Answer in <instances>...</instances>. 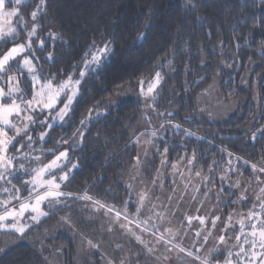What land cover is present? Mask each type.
<instances>
[{
	"label": "snow or ice",
	"instance_id": "obj_1",
	"mask_svg": "<svg viewBox=\"0 0 264 264\" xmlns=\"http://www.w3.org/2000/svg\"><path fill=\"white\" fill-rule=\"evenodd\" d=\"M51 4L52 0H0V233L23 238L66 208L69 212L60 222L72 227L71 205L79 202L84 210L100 214L105 232L120 233L129 245H134L117 244L108 251L101 240L82 237L81 245H87L88 255L103 249L99 264H139L141 257L152 264H264V151L251 162L228 151L226 146H217L214 135L198 136L182 123H173L174 111L160 110L166 83L163 69L167 66L175 72V55L188 41L174 44L154 73L137 82L141 98L138 103L143 104L145 116L132 129L125 145L135 155L131 156L128 182L117 181L116 186L123 185L126 196L122 204L117 207L104 203L90 195L87 188L81 193L67 190L83 166L81 158L71 153L83 150L86 132L107 115L100 108L115 104H98L78 122L74 119L87 82L100 75L114 45L105 38L106 33H101L99 40L86 45L71 71H51L62 56L43 53L50 45L71 46L64 39L66 33L55 29L56 21L47 19ZM246 4L255 6L256 0H246ZM184 6L193 14L203 7L194 0H186ZM28 8L30 12L22 11ZM201 19L195 17L194 22ZM150 24L151 21L145 24L140 41L147 40ZM260 54L264 56V50ZM77 123L79 127L68 136ZM249 127H255V123ZM57 128L63 129L58 139L52 136ZM176 135L182 139L172 140ZM258 138H264V126L251 133L250 141L255 144ZM205 139L211 145L207 152L219 154L210 163L206 150L197 151L194 147ZM52 142L53 147H45ZM260 147L264 149V143ZM177 148L185 151L172 160L170 153ZM157 160L159 167L152 173L148 165ZM249 169L252 179H242ZM143 173L152 175L151 182L143 178ZM234 175L236 180L232 179ZM166 182L171 184L170 190L164 189ZM113 187L110 185L106 193L116 199L119 193L113 192ZM231 205L235 208L225 215L224 209ZM244 207H248L247 212L242 211ZM46 250L41 241L39 251ZM6 251L0 248V252ZM219 256L224 257L223 261L217 259Z\"/></svg>",
	"mask_w": 264,
	"mask_h": 264
},
{
	"label": "trees",
	"instance_id": "obj_2",
	"mask_svg": "<svg viewBox=\"0 0 264 264\" xmlns=\"http://www.w3.org/2000/svg\"><path fill=\"white\" fill-rule=\"evenodd\" d=\"M185 2L52 0L47 19L56 21L55 29L66 33L64 39L71 46L50 45L47 48L44 56L48 52L62 56L51 71L57 68L71 71L72 65L80 61L86 45L93 39L99 40L101 33H106L105 38L111 39L114 45V52L100 75L87 82L86 94L74 119L78 122L88 114V109L98 104H115L111 108H100L107 115L94 122L86 132L83 150L71 153L73 157L81 158L83 166L68 191L81 193L87 188L90 195L102 199L104 203L117 207L122 204L126 196L123 185L116 186L117 181L123 179L128 182L131 156L135 155L125 145L129 143L132 129L141 124L145 116L143 104L138 103L141 98L135 92L137 82L151 76L158 62L165 58L174 44L181 41L189 43L181 44L175 55V72L167 66L163 69L166 83L163 84L160 110L174 111L173 123H182L183 127L192 129L198 136L211 138L214 135L217 146H226L235 155L251 162L260 158L259 154L264 151L260 147L264 138H258L253 144L250 136L264 126V56L260 54L264 50V0H256L255 6H249L246 0H194L203 5L194 14L186 10ZM22 11L30 12L31 9ZM116 17H119L118 21L112 23ZM195 17L202 19L194 22ZM149 21L148 38L140 41L138 37L146 30L145 24ZM45 68L48 70L47 65ZM127 91L135 93L126 97ZM189 116L192 117L190 121L183 120ZM152 122L155 124L156 120ZM253 123L255 127H249ZM76 127H79L78 123L68 136L76 131ZM62 132L63 129L57 128L52 136L58 139ZM171 139L180 141L182 136L176 135ZM53 145L54 142L45 147ZM194 147L197 151L201 148L206 150L209 163L213 156H219L218 152H207L211 145L206 139ZM184 151L177 148L170 153V158L176 160ZM219 162L227 167L223 159ZM148 167L155 173L159 161ZM203 171L206 173L207 168ZM249 171H244L242 179H252ZM101 177L103 179H99ZM143 178L149 182L153 179L147 173H143ZM232 179L237 177L234 175ZM110 185L115 186L113 192L119 193L116 199L106 193ZM170 188L171 184L166 182L164 189ZM232 199L236 197L232 196ZM233 208L235 205L225 208L224 214ZM243 209L248 211V207ZM68 212L67 208L55 212L23 238H9L0 233V248L7 249L0 252V264H46L45 258L47 264H89V261L99 264L103 249L101 253L88 255L87 245L82 248V237L101 240L108 251L113 250V244L118 240L121 245L134 246L129 245L120 233L105 232L100 214L84 210L82 203L73 202L71 205L72 227L60 222V218ZM41 241L47 248L42 253L39 251ZM123 254L126 255L127 251ZM217 259L223 261L224 257ZM139 264H152V261L141 257Z\"/></svg>",
	"mask_w": 264,
	"mask_h": 264
},
{
	"label": "rangeland",
	"instance_id": "obj_3",
	"mask_svg": "<svg viewBox=\"0 0 264 264\" xmlns=\"http://www.w3.org/2000/svg\"><path fill=\"white\" fill-rule=\"evenodd\" d=\"M135 92L137 93V88H136ZM135 92H132V93H135ZM132 93L129 92V91H127V93L125 94V96H126V97H127V96H130V94H132ZM242 211L246 212L247 210H244V209H243ZM117 244H120V240H118L115 244H113V249L116 247ZM173 256H175L174 253H173Z\"/></svg>",
	"mask_w": 264,
	"mask_h": 264
}]
</instances>
